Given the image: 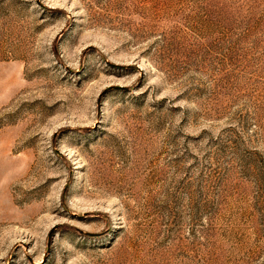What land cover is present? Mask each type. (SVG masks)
Returning a JSON list of instances; mask_svg holds the SVG:
<instances>
[{"label": "rangeland", "instance_id": "1", "mask_svg": "<svg viewBox=\"0 0 264 264\" xmlns=\"http://www.w3.org/2000/svg\"><path fill=\"white\" fill-rule=\"evenodd\" d=\"M0 264H264V0H0Z\"/></svg>", "mask_w": 264, "mask_h": 264}]
</instances>
